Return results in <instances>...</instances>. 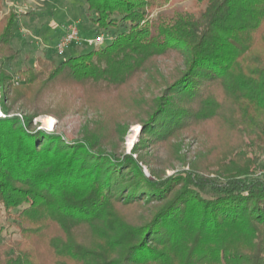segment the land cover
Returning a JSON list of instances; mask_svg holds the SVG:
<instances>
[{"label": "trees", "instance_id": "1", "mask_svg": "<svg viewBox=\"0 0 264 264\" xmlns=\"http://www.w3.org/2000/svg\"><path fill=\"white\" fill-rule=\"evenodd\" d=\"M172 1L86 0L99 30H124L59 64L38 58L16 73V86L1 65L19 57L18 14L1 17L8 99L71 88L112 100L97 103L106 116L72 141L33 127L38 113L0 118V212L19 233L0 245V264H264V180L255 174L264 153V0H192L165 11ZM122 109L143 127L136 158L98 131L122 140ZM184 136L208 145L189 170L166 176L171 160L156 169L143 148H166L186 164Z\"/></svg>", "mask_w": 264, "mask_h": 264}, {"label": "rangeland", "instance_id": "2", "mask_svg": "<svg viewBox=\"0 0 264 264\" xmlns=\"http://www.w3.org/2000/svg\"><path fill=\"white\" fill-rule=\"evenodd\" d=\"M192 0H173L170 4L164 6L165 11L185 8L190 6ZM4 8L0 12L1 17L7 15L10 10L18 14L17 25L14 29V38L12 45L19 51V57L12 63L1 65V69L8 75H13L16 86L19 84L16 73L19 70L35 68L38 58L55 61L57 64L72 55H79L88 52L91 48L84 41L97 35H103L105 38H113L116 33H120L124 28H111L105 32L99 30L86 15V0H3ZM78 25L81 40L75 43L63 55L55 50L58 40L63 37L70 25ZM109 38V39H110ZM101 45V46H102ZM98 48V47H96ZM179 61L172 57L167 60L170 67H175ZM6 92V93H5ZM13 92L6 84L0 83V102L2 112L7 116H18L21 119L38 113L33 118V127L43 129L47 132H55L62 135L67 141L82 137L86 127L96 128L100 122L99 116L104 110L101 106L106 105L112 99H98L92 101L83 99L79 96V91L71 88L58 89L45 94L41 99L22 101L19 99H8L13 96ZM100 101H106V104L97 105ZM3 104L9 109V115L3 110ZM96 109H101L96 110ZM119 118L123 123L128 124V129L119 139L113 132H107L109 129H98L106 135L105 143L108 145H117L118 154L131 155L134 148L139 145L143 127L131 116H123L124 109L121 110ZM105 115V114H104ZM111 116V114H109ZM106 116V115H105ZM3 117V118H5ZM199 135V134H197ZM199 136H184L179 140L183 144L181 154L186 157V164L176 160L173 153L166 148L146 147L149 154L153 155V166L156 169H163L161 161L171 160V166L165 167V175H172L180 170H189L193 162L196 161L197 153L204 151L208 145V140ZM110 150V147H107ZM261 154L259 168L255 174L264 180V153ZM135 158L137 154H132ZM143 170L149 176V168L142 165ZM14 210L13 213H18ZM19 238V233L14 224V219L9 218L2 211L0 212V245L8 241Z\"/></svg>", "mask_w": 264, "mask_h": 264}, {"label": "built area", "instance_id": "3", "mask_svg": "<svg viewBox=\"0 0 264 264\" xmlns=\"http://www.w3.org/2000/svg\"><path fill=\"white\" fill-rule=\"evenodd\" d=\"M81 40L79 28L78 25H70L67 29L66 34L61 37L58 42L55 45V50L58 54L63 55L68 49L71 48L75 43H79ZM86 44H88L90 47H100L104 41L105 38L103 35H96L91 38H86L84 40ZM5 117V114L2 112L1 109V102H0V118Z\"/></svg>", "mask_w": 264, "mask_h": 264}]
</instances>
